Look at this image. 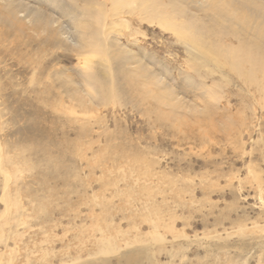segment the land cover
<instances>
[{"label": "rangeland", "instance_id": "374dc122", "mask_svg": "<svg viewBox=\"0 0 264 264\" xmlns=\"http://www.w3.org/2000/svg\"><path fill=\"white\" fill-rule=\"evenodd\" d=\"M57 1L103 5L101 48L0 0V264H264V50L190 2Z\"/></svg>", "mask_w": 264, "mask_h": 264}, {"label": "bare ground", "instance_id": "6f19581e", "mask_svg": "<svg viewBox=\"0 0 264 264\" xmlns=\"http://www.w3.org/2000/svg\"><path fill=\"white\" fill-rule=\"evenodd\" d=\"M49 1L52 2L56 10L60 11L62 14L65 13V15H67L70 18V20H72V22L78 21L80 16H84L83 22L78 24V26H82V28L81 27L78 28L77 26V29L75 30V33L78 38L76 40L77 43L79 41L83 42V44H87L88 47H100L101 48L103 46V44L105 43L106 37L105 38L103 37V27L105 23H104V9L101 3L98 4L99 8H97L98 11L96 12V16H94L95 14H93V12L87 7L75 6L74 9H70V8H64L63 4L57 0H49ZM119 1L121 0H112V5L114 4L115 7H118ZM178 1L185 2V3L190 2L191 4H193L195 9H198L202 12L203 11L207 12L210 16L212 15L210 18H212L215 23L219 21L218 23L220 24L222 21V18H224L226 23L229 26L233 25L236 27L238 26V28H240L239 32H242L245 37L244 39L245 43H243V45L247 44L249 40H253V43L251 44V46L253 47L252 49L254 50L263 49L264 50V4L258 3L256 1H253V0H242V1H239V0H236V1L235 0H167V2L163 4V3H160L161 1L159 2V0H134V2L132 3L135 4L134 7L140 8L141 10H143V12L144 11L152 12L157 16L163 15L164 13L163 9L167 6L175 8L177 10V14H180V16H183V14H185L186 8L182 4H179L180 2L178 3ZM116 10H118V8ZM94 17L96 18V20H93ZM253 21H255L257 25L259 22V25L256 26V28L260 30L263 33V35L259 34V35H262V37H260L256 33V36L254 39L253 38L249 39L248 37H250L251 35H249L250 31L248 30V28H250L252 24L251 22ZM195 31L197 33L198 29H196ZM247 35L249 36L247 37ZM248 46L250 47V44L246 45V47ZM246 47L245 48L243 47L242 54L240 53L238 54L237 50H234L233 48V50L231 51L232 52L234 51L236 53L234 55L232 54L231 56H233L234 58L238 60H243V61L246 60L247 62H250V63L252 61L253 63H255L256 65L255 67L261 65V63H263L264 61L261 62L262 60L260 59L261 63H257L258 59L256 60H254L255 58L252 59V56H250L251 52ZM122 51L119 49L117 50L115 54V57L119 63H125L127 61L126 60L127 58L130 61H134L133 57L127 55L126 54L127 52L123 53ZM92 85L90 84L91 87ZM92 88L94 89L93 91H96L94 93L96 94L97 98L94 100H97V99L99 100L100 96L103 97V95H106V93L103 91L104 90L103 88H102L103 90L102 89L98 90L96 86Z\"/></svg>", "mask_w": 264, "mask_h": 264}]
</instances>
